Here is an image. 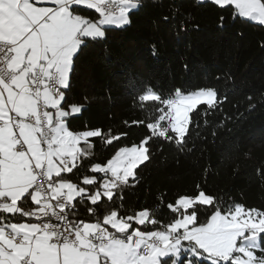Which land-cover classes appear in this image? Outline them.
<instances>
[{
  "label": "snow or ice",
  "instance_id": "6c2138e0",
  "mask_svg": "<svg viewBox=\"0 0 264 264\" xmlns=\"http://www.w3.org/2000/svg\"><path fill=\"white\" fill-rule=\"evenodd\" d=\"M207 2L234 7L233 19L264 25V0ZM140 6V0H0V264H264V210L224 207L200 184L166 204L167 223L159 219L163 196L156 209L124 208V190L139 183L152 139L183 151L192 114L222 102L214 88L177 89L166 98L144 89L138 102L157 104L155 114L124 122L146 127L139 142L118 146L127 131L72 127L85 107L68 93L86 41L103 40L105 26L130 24ZM93 138L111 149L99 162L89 159ZM105 198L111 210L98 213ZM76 202L85 204L87 217Z\"/></svg>",
  "mask_w": 264,
  "mask_h": 264
},
{
  "label": "trees",
  "instance_id": "16d2710c",
  "mask_svg": "<svg viewBox=\"0 0 264 264\" xmlns=\"http://www.w3.org/2000/svg\"><path fill=\"white\" fill-rule=\"evenodd\" d=\"M140 4L130 13V24L105 26L106 37L87 40L76 59L68 96L85 107L71 121L72 127L127 131V139L118 146L139 142L146 127L124 122L155 114L157 104L138 102L144 89L166 98L177 89L187 94L212 87L222 102L207 113V106L201 105L192 114L183 151L174 143L152 139L151 158L138 170L139 183L124 190V208L156 209L161 203L157 197L163 196L159 219L167 223L166 204L200 184L224 207L240 203L264 210V25L239 16L233 19L234 7L207 1ZM92 142L94 156L89 159L99 162L111 149L98 138ZM82 174L91 173L84 168ZM119 204L117 199L115 207ZM110 205L105 198L98 213L111 210ZM76 211L88 216L85 204L76 202ZM259 243L264 245V234Z\"/></svg>",
  "mask_w": 264,
  "mask_h": 264
},
{
  "label": "built area",
  "instance_id": "2783aa9c",
  "mask_svg": "<svg viewBox=\"0 0 264 264\" xmlns=\"http://www.w3.org/2000/svg\"><path fill=\"white\" fill-rule=\"evenodd\" d=\"M42 182H45V181L43 180V178H38V180H37V184H40V183H42Z\"/></svg>",
  "mask_w": 264,
  "mask_h": 264
},
{
  "label": "rangeland",
  "instance_id": "374dc122",
  "mask_svg": "<svg viewBox=\"0 0 264 264\" xmlns=\"http://www.w3.org/2000/svg\"><path fill=\"white\" fill-rule=\"evenodd\" d=\"M254 23H257V22H254ZM257 24H259V23H257ZM113 27H115V26H113Z\"/></svg>",
  "mask_w": 264,
  "mask_h": 264
},
{
  "label": "crops",
  "instance_id": "0c3cea01",
  "mask_svg": "<svg viewBox=\"0 0 264 264\" xmlns=\"http://www.w3.org/2000/svg\"><path fill=\"white\" fill-rule=\"evenodd\" d=\"M205 1H207V0H205ZM251 21V20H250ZM254 22V21H253Z\"/></svg>",
  "mask_w": 264,
  "mask_h": 264
}]
</instances>
